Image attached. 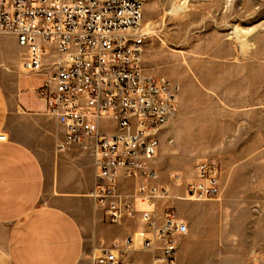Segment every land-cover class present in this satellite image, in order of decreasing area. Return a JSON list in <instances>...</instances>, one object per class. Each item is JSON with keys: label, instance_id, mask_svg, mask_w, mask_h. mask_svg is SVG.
Returning <instances> with one entry per match:
<instances>
[{"label": "rangeland", "instance_id": "rangeland-1", "mask_svg": "<svg viewBox=\"0 0 264 264\" xmlns=\"http://www.w3.org/2000/svg\"><path fill=\"white\" fill-rule=\"evenodd\" d=\"M141 2L144 73L178 86L153 163L171 195L158 210L174 207L189 227L177 264H264V0ZM25 56L15 36L0 34L4 84ZM200 164L218 171L210 200L187 192Z\"/></svg>", "mask_w": 264, "mask_h": 264}, {"label": "built area", "instance_id": "built-area-1", "mask_svg": "<svg viewBox=\"0 0 264 264\" xmlns=\"http://www.w3.org/2000/svg\"><path fill=\"white\" fill-rule=\"evenodd\" d=\"M143 19L141 0H0V34L15 36L26 49V74L45 77L34 94L66 131L60 150L79 147L94 159L98 182L91 197L106 222L139 216L145 226L102 250L94 264H133L124 257L137 242L147 252L161 243L155 264H177V239L189 232L174 207L158 210L171 195L153 163L159 134L178 112V86L145 75ZM197 173L189 197H217V169L200 164ZM122 176L138 182L132 200L119 193Z\"/></svg>", "mask_w": 264, "mask_h": 264}, {"label": "crops", "instance_id": "crops-1", "mask_svg": "<svg viewBox=\"0 0 264 264\" xmlns=\"http://www.w3.org/2000/svg\"><path fill=\"white\" fill-rule=\"evenodd\" d=\"M44 82L23 70L10 85L0 77V264H94L102 250L145 226L139 216L106 222L91 197L94 159L79 147L60 150L66 131L32 92ZM137 186L122 176L119 193L132 200ZM161 254V243L147 252L137 242L124 259L155 264Z\"/></svg>", "mask_w": 264, "mask_h": 264}, {"label": "bare ground", "instance_id": "bare-ground-1", "mask_svg": "<svg viewBox=\"0 0 264 264\" xmlns=\"http://www.w3.org/2000/svg\"><path fill=\"white\" fill-rule=\"evenodd\" d=\"M118 19H125V12H118Z\"/></svg>", "mask_w": 264, "mask_h": 264}]
</instances>
